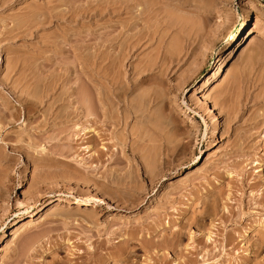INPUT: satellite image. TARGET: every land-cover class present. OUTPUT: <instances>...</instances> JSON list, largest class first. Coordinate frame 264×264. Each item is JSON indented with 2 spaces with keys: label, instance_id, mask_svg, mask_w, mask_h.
<instances>
[{
  "label": "rangeland",
  "instance_id": "rangeland-1",
  "mask_svg": "<svg viewBox=\"0 0 264 264\" xmlns=\"http://www.w3.org/2000/svg\"><path fill=\"white\" fill-rule=\"evenodd\" d=\"M159 1L170 5L163 6L170 17L160 10L164 20L157 14L150 23L178 27L172 22L166 32L169 24L158 22L152 29L159 23L162 29L153 31V42L121 71L131 80L133 68L165 44L187 50L184 62L171 66L166 107L142 103L153 121L161 115L167 122L157 118L160 135L147 133L161 139L154 155L155 142L147 146L142 135L147 122L118 118L123 103L112 105L111 116L118 117L111 123L93 117L99 111L94 86L101 81L96 60L88 63L82 54L89 49L94 55L100 34L111 31V0H0V186L10 188L0 187V264H85L94 251L95 258L107 257L126 247L133 253L128 260L123 255L109 264H264V0ZM247 17L251 37L240 48ZM161 33H167L164 43ZM151 87L137 88L129 99L139 107L135 97ZM82 95L93 102L90 118ZM157 155L171 165L160 166L159 159L162 168L156 167ZM133 188L141 201H134ZM60 196L96 197L103 204L57 210L53 203L34 226L13 236L15 223L33 214L32 205L41 209ZM157 226L163 230L155 234ZM156 249L158 259L149 254Z\"/></svg>",
  "mask_w": 264,
  "mask_h": 264
},
{
  "label": "bare ground",
  "instance_id": "bare-ground-1",
  "mask_svg": "<svg viewBox=\"0 0 264 264\" xmlns=\"http://www.w3.org/2000/svg\"><path fill=\"white\" fill-rule=\"evenodd\" d=\"M157 1V0H156ZM155 0H111V2H110V10H109V12H107V10H108V8L106 7V12H107V14H106V16H108V17H110V19L111 20H115L114 21V23H111L112 24V26H111V24H108V22L106 23V25L111 29V31H109V33L105 36V34H100V36H99V42L97 43V45H96V47H95V49H94V52H92V53H94V55L93 54H91V55H93V57L91 56V58H93V59H89L90 57L88 56V55H85L86 53H88V51H89V49H88V45L86 44V45H84V49H85V47H86V49H88V51H86V53H84V54H82L83 53V50L81 49V51H82V53H81V51H80V54H82V55H84V57L82 56V59L84 60V61H87L88 63H89V61L91 60V61H93V62H95V60H96V65H97V67H98V70H97V72H96V76L98 77V79H99V81H101V83L99 84L98 83V87H96V86H94L95 87V95H96V99H95V96H92L93 97V99H92V101H95L96 100V104H95V102H94V105H93V108L95 107V105H96V107L95 108H98L99 107V111H98V113L96 114V116H95V114L93 115L92 113H88V112H91L92 111V103L93 102H91V104H90V102H88L89 101V99H88V101L85 99H83V97H84V95H82V96H80V98H82L81 99V101L83 102V100H84V102L85 103H88V104H90V106L87 104V105H85V104H83V105H85L86 107H89V110H88V108H86V115H89V117L88 118H90V116H92L93 115V117H99V116H101V117H103V120L105 119V120H109V121H106V122H109V123H111V120H110V118L113 116H111V114H112V111L114 110V109H112V111H111V107H112V105H113V107L115 108V107H117L116 105H119L118 103H123L124 104V108H123V110H122V112H121V114H119V116H121V117H118V115L117 114H114V113H117L118 111H117V109H115L116 111L115 112H113V114H114V116L115 115H117V117L119 118V119H123L125 122L129 119V118H132V119H139L140 120V122H142V121H145V123H146V125L148 126V127H146V128H144V132L142 133V135L144 136V138H148L149 139V141L147 142V146H148V143H152V141H153V143L155 142L153 139V137L151 138V135H150V137H148V135H147V133H150V132H148V131H154L153 133H156V135H157V133H158V131L156 130V129H159V127L157 128V126L156 125H158L156 122H158L159 120L161 121V120H163V118H160L161 117V115H159L158 117H156L155 119V121H153L154 119H152V117H151V115H149V111H148V108L147 107H144V108H142V103L144 104L145 103V106H147V105H149V106H154V105H158V106H165L166 107V101L165 100H167V99H165L166 97V93H167V89H166V87L167 88H169V91H171V86H170V84H169V77H170V71H171V66H180V64L182 63V62H184V58H186L187 56H186V54H187V50L184 52L183 51V49L185 50V48H183V45L182 44H178V42H177V40L175 41V42H177L176 44L178 45V47L180 46L181 48H183V49H179L178 47H177V45L175 44L174 45V43H171V44H169V45H166L165 44V49H164V51H162L161 53H160V51L157 49V52H155L153 55H154V57L155 58H145L147 61H145V64L144 65H142V66H140V67H138L139 66V64H138V66H135L134 68H133V73L131 74V76H132V79L130 80V79H123L121 76H123V75H126V74H122L121 75V71L122 70H124L125 68V64H126V62H128L130 59H132V57L136 54V56H137V54H138V52L143 48V47H145V46H148L151 42H153V40L155 39V34H156V32H155V34H154V32L153 31H157V30H159V27H161V29H162V26H160L161 25V23H166V21H164V22H161V21H158V22H161V23H159V25H158V28H156V30H155V28L154 29H152V27H155L157 24H158V22H157V24H156V21H155V25H153L152 23H154L153 22V20H152V22L150 23V19H152V17H154V19L155 20H157V18L158 19H160V18H164V16L167 14V12H166V10H165V8H167V7H170V5L168 6V4H167V1H166V5H163V0H161L162 1V5L163 6H165V8L163 7V6H161V5H159V0L156 2ZM169 3H171V6H174L173 4H172V2H170V0H169ZM164 4H165V2H164ZM178 4H176V6H177ZM161 6V8L163 7L164 9H161V8H159ZM175 6V7H176ZM54 10V9H53ZM52 10V11H53ZM103 10H105V9H103ZM160 10H165L164 11V13H163V15L159 12ZM52 11H50V12H48V13H52ZM55 11V10H54ZM53 11V12H54ZM104 12V11H103ZM103 12H102V15H103ZM149 13V14H148ZM52 14H55V12L54 13H52ZM89 14V13H88ZM159 14H161L162 15V17H157ZM44 15V14H43ZM46 15V14H45ZM89 15H91V14H89ZM97 15V14H96ZM101 14L99 15V16H102ZM47 16H49L48 18H50V15L49 14H47L46 15V17ZM168 14H167V16H165V17H167L168 18ZM52 17V16H51ZM129 17V18H128ZM148 19H147V18ZM170 17V16H169ZM94 18V17H93ZM161 19V20H162ZM171 18H169L168 20H167V22H169V20H170ZM164 20V19H163ZM113 21H110L109 20V22H113ZM170 21H172V20H170ZM249 21H250V18L249 17H247V18H245L242 22H241V27H240V30H241V32H243V34L244 35H246V39H245V37L243 38V40L241 41V43H239V47L240 48H244V46H245V44L249 41V39H250V35H249V30H248V23H249ZM173 22V21H172ZM171 22V23H172ZM176 22V21H175ZM170 22L169 23H166L167 25L169 24V26L168 27H165V25H164V29H165V31L167 32V30L166 29H171L170 31H173L172 29V27H175V25L174 24H177L176 26L178 27V23L176 22V23H174V24H171ZM172 26H171V25ZM105 25V24H104ZM106 25H105V27H106ZM153 25V26H152ZM101 26L99 25V28H100ZM98 28V29H99ZM108 28V29H109ZM100 29H102V27L100 28ZM104 29V28H103ZM152 29V32L151 31H149V30H151ZM177 28H175L174 30H176ZM106 30H107V28H106ZM164 31V30H163ZM162 32V31H161ZM169 32V31H168ZM160 33V32H159ZM162 34V33H161ZM167 33H163L162 35H159V42H162V43H164L163 41H164V39L167 37H165V35H166ZM169 34V33H168ZM161 36V37H160ZM189 39V38H188ZM172 40V39H171ZM170 40V41H171ZM173 40H175V39H173ZM187 40V39H186ZM233 41L235 40V37L232 39ZM246 40V41H245ZM189 41H190V39H189ZM245 41V44L244 45H242V43ZM166 42V41H165ZM235 42H237L238 43V41H235ZM162 43H159V44H161L162 45ZM160 45V48H164V45H162L161 46ZM88 46V47H87ZM90 48V47H89ZM188 48H189V46H188ZM85 49V50H86ZM187 49V48H186ZM159 51V52H158ZM85 52V51H84ZM191 52H193V51H191ZM233 50H231L229 53H228V56L227 57H229V56H231L232 54H233ZM141 53V52H140ZM139 53V54H140ZM157 53H159L158 54V56H157ZM89 54V53H88ZM89 54V55H90ZM192 54V53H191ZM190 53H189V55H191ZM157 57H156V56ZM80 56V55H79ZM81 56L79 57L80 59H81ZM89 57V58H88ZM189 58V57H188ZM88 59V60H87ZM144 59V60H145ZM144 60H142L143 62H144ZM82 61V60H81ZM84 61H82V63H85ZM131 61V60H130ZM142 61H140V62H142ZM220 61H222L220 64H219V66H218V69H217V71H221V68H222V64H223V62L225 61V59L223 60V59H220ZM139 62V63H140ZM88 63L86 64V65H83V66H87L88 65ZM124 68V69H123ZM158 70V71H157ZM106 71V72H105ZM157 71V72H156ZM123 77H125V76H123ZM145 84H150V86H152L151 88H152V90H149L150 88H148V91H146L147 89H145L144 91L145 92H147V93H145L144 91H142V92H140L142 95H140L139 97H140V99H139V97L138 96H136L135 97V99H137L138 100V104H139V101H141L140 102V106H141V108L142 109H145V108H147L146 109V111H148V112H146V111H142L141 110V108H140V106L139 107H137V105L135 104H133V102L135 103V100H132V98L131 99H129V97H133V96H130V95H133L134 93H135V91L137 90L138 91V89L140 88V87H142L143 85H145ZM95 85V84H94ZM97 85V84H96ZM103 86H104V88H103ZM107 87V88H106ZM106 88V91L104 90ZM138 88V89H137ZM97 89V90H96ZM109 91H108V90ZM201 93L202 92H204L205 90H206V85L205 84H203L202 86H201ZM85 92L86 91V88H84V89H82L81 90V92ZM88 91V90H87ZM90 91V90H89ZM168 91V92H169ZM83 92V93H84ZM87 93V92H86ZM86 93H84L85 94V96H87V95H89V94H87L86 95ZM138 93V92H137ZM168 94V93H167ZM171 94V93H170ZM81 95V94H80ZM94 95V94H93ZM91 96V95H90ZM89 96V97H90ZM168 97V96H167ZM127 98H128V100H127ZM90 101H91V98H90ZM116 101H118V103L116 102ZM133 101V102H132ZM148 103H147V102ZM168 101V100H167ZM113 102H115V103H117V104H113ZM147 104V105H146ZM115 105V106H114ZM148 106V107H149ZM155 106V107H156ZM112 107V108H113ZM140 108V109H139ZM152 107H150V110H152L151 109ZM57 109V108H56ZM67 109H69V107L67 108ZM67 109H65V111L67 110ZM88 110V111H87ZM121 110V109H120ZM67 112H68V110H67ZM66 112V114H69V113H67ZM93 112H94V109H93ZM95 112H96V110H95ZM151 113H152V111H151ZM86 115H85V117H86ZM113 116V117H114ZM157 118H160L159 120H157ZM145 119V120H144ZM104 120V121H105ZM112 120H113V118H112ZM147 120V121H146ZM150 121L152 122V123H150ZM165 120H163V122H164ZM155 123H156V125H155ZM159 124L160 123H162V122H158ZM164 123H166L167 124V122L165 121ZM150 124H151V126H150ZM84 129H88V128H84ZM91 129H89V131H90ZM87 131V130H86ZM155 135V134H154ZM155 135V136H156ZM158 135H160L159 133H158ZM153 136V135H152ZM159 137V136H158ZM157 137V138H158ZM156 138V137H155ZM152 140V141H151ZM156 140V139H155ZM159 140H161L160 138H159ZM158 140V142L160 143V141ZM157 141V140H156ZM158 142H155V144L154 145H151V143L149 144V146L151 147V149H153V151L151 152V149L150 150H148V152H151L152 154L154 153V149L157 151H159V149L160 148H162L161 147V145H160V147L158 146ZM163 144V143H162ZM163 147L165 146V144H163L162 145ZM176 145H173L172 147H175ZM145 147V146H144ZM166 147H168V146H166ZM170 148V147H168L169 149H170V151H172V150H174V148ZM177 147V148H176ZM175 148H176V150L178 149V146H176ZM149 149V147H145V149ZM87 149V148H86ZM131 149V148H130ZM165 149H167V148H165ZM89 150H90V146H89ZM160 150H162V149H160ZM175 150V151H176ZM131 151L132 152H134V150H133V148L131 149ZM130 151V152H131ZM155 151V152H156ZM169 151V150H168ZM168 151L166 150V153L168 154ZM169 151V153L170 154H172L171 152ZM175 151H173V153L175 152ZM132 152H131V154H132ZM134 153H136V151L134 152ZM163 153V152H162ZM100 154H102V153H100ZM159 154H161V152L159 153ZM165 155V152H164V156L165 157H168L169 159H170V157L171 156H169V155ZM134 155V154H133ZM136 155H138V154H136ZM154 155H155V153H154ZM153 155V156H154ZM162 155V154H161ZM160 155V156H161ZM163 155L161 156V157H163ZM174 155V154H173ZM135 156V155H134ZM159 155H157L156 157H157V160H156V167H159L160 169L162 168V167H160L161 165H164L163 167H166V166H168V164L169 165H171V163H169L168 162V159H167V161H166V159H161V158H159L161 161H158L159 159H158V157H160ZM164 157V158H165ZM172 159V158H171ZM2 160H3V158H2ZM1 161V160H0ZM157 161H158V163H157ZM171 161V160H170ZM159 162H161L160 163V166H158L157 164H159ZM144 166H145V164H144ZM146 167V170L148 169V171H149V169L150 168H147V166H145ZM158 168V169H159ZM156 169V168H155ZM157 169V170H158ZM156 170V172H157V176L160 174V172L158 173V171ZM147 171V172H148ZM151 172V171H150ZM149 173V172H148ZM162 173V172H161ZM156 177V176H155ZM3 182V181H2ZM0 183H1V181H0ZM3 184H4V182H3ZM5 185V184H4ZM10 186V185H9ZM1 187V186H0ZM6 188L8 187V186H5ZM3 185H2V187L1 188H5ZM133 186H131V188H132ZM9 188V187H8ZM130 187L128 186V189H129ZM134 189V188H133ZM132 189V193H134V196H132L131 194V196L133 197V199H136V200H134V201H137V200H140V199H138L137 198V196L135 195V190H137L136 188L133 190ZM9 190H10V188H9ZM130 190V189H129ZM2 190L0 189V192H1ZM8 191V190H7ZM126 192V191H125ZM140 192V191H139ZM5 193H6V190H5ZM127 193V192H126ZM137 193V192H136ZM138 194V193H137ZM128 195H129V192H128ZM129 195V196H130ZM131 197V198H132ZM135 197V198H134ZM5 198L3 197V200H4ZM132 199V200H133ZM2 200V201H3ZM141 201V200H140ZM131 202H133V201H131ZM53 203H55V204H53ZM100 203H102L103 204V202L101 201V200H99L98 198H80V197H75V196H60L55 202H48V203H46L44 206H43V208H37V204L35 203L34 205H32V212L31 213H33L27 220H25L24 222H21V224H19V223H15V230L13 231V236H19L21 233H23V232H25V231H27L28 229H30L32 226H34L35 225V223H36V218L41 214V213H45L46 211L48 212V211H50L49 210V208H50V206L53 204V205H55V207L57 208V210L58 209H61L63 206H64V204H73V205H76L77 206V208L79 207V208H87V209H89V208H91V209H93V208H97L99 205L98 204H100ZM140 204L139 203V201L138 202H134V204ZM134 204H132L133 206H134ZM18 205L19 206H23V204L22 203H18ZM105 205V204H104ZM108 206H110V205H108ZM136 206V205H135ZM55 208V209H56ZM107 208V207H106ZM108 209V208H107ZM108 210H110V207H109V209ZM46 212V213H47ZM2 215H4V214H2ZM1 218H3L2 216H1ZM2 222V221H1ZM167 223H169V222H167ZM170 224V223H169ZM169 224H167L165 227H163V228H168L169 227ZM156 226V225H155ZM161 227L163 226V225H160ZM160 226H157V227H155V229H153V231H154V233L156 234L157 233V230L159 231V230H161V227ZM163 230V229H162ZM161 230V231H162ZM166 230V229H165ZM177 230V229H176ZM173 231H175V230H173ZM164 232V231H163ZM132 234H134V233H131V235ZM136 234V233H135ZM135 234L134 235H132L133 237H135ZM153 234V233H152ZM177 234V233H176ZM178 235V234H177ZM125 236V235H124ZM128 236H129V234H128ZM132 236L130 237L131 239H130V241L131 240H134V238L132 239ZM151 236V235H150ZM138 237V236H137ZM126 238V237H125ZM122 239H123V237H122ZM138 239V238H137ZM207 239V241H211V234H209V236L206 238ZM124 240H126V239H123V241ZM127 240L129 241V239H128V237H127ZM110 241V240H109ZM119 241V240H118ZM118 241H117V244H118ZM30 242V241H29ZM31 242H32V240H31ZM31 242L29 243V244H31ZM120 242H122V241H120ZM37 243H39V242H37ZM36 243V244H37ZM105 243V242H104ZM109 243V242H108ZM116 243V242H115ZM129 243V245H130V243H132V242H128ZM134 243V242H133ZM156 243H158V242H156ZM33 244V243H32ZM31 244V246L32 247H34L33 245ZM36 244H35V248H33L32 250H34V249H36ZM105 244H107V242L105 243ZM110 244V243H109ZM126 245H128L127 243H126ZM30 246V245H29ZM105 245H103V247H104ZM107 246V245H106ZM105 246V247H106ZM109 246H111V244L109 245ZM154 246V248H156L155 246H157V245H153ZM153 246H151V248L153 247ZM32 247H30V248H32ZM108 247V246H107ZM123 246H121L120 248H122ZM124 247H126V246H124ZM123 247V248H124ZM110 248V247H109ZM128 247H126V249H127ZM26 249H27V247H26ZM108 249V248H107ZM106 248H105V250H107ZM119 249V248H118ZM126 249H124V251H123V249L121 250L123 253H119L120 255H117V253L115 254V251H117V249L115 250V251H113L114 252V254H112V253H110V251L108 252V253H110V254H107V257H94L95 255H97L96 254V252L94 251V253H95V255H94V253H92L91 254V252L90 253H88V254H91V255H89L90 256V258L88 259V262H87V260H86V262H85V264H109V260L110 259H114V257H116L115 259H117V257H118V259L121 257H123V255H125V257H124V259H126V260H128V257L130 256V254H133V253H131V250H129L130 252H128V251H125ZM93 250V249H92ZM91 250V247H90V251H92ZM30 251H31V249H30ZM29 251V248H28V252H30ZM148 252H149V250H147ZM147 252V253H148ZM26 253H27V250H26ZM105 253H107V251H105ZM104 253V254H105ZM146 253V252H145ZM47 254V253H46ZM150 255H152V254H154L153 256H157V259H158V254H159V250L158 249H156V250H154L153 251V253L152 252H150L149 253ZM75 255V254H74ZM71 256H73V255H71ZM88 256V257H89ZM99 256V255H98ZM101 256V255H100ZM106 256V255H105ZM74 257V256H73ZM72 257V258H73ZM151 257V256H150ZM131 258V257H130ZM152 258V257H151ZM150 258V259H151ZM154 258V257H153ZM70 260H71V257L69 258ZM68 259V260H69ZM117 259V260H118ZM70 260L68 261V262H70ZM74 260V259H73ZM125 260V261H126ZM154 260H156L155 258H154ZM72 261V260H71ZM149 261V260H148ZM150 261H152V260H150ZM115 262H117V261H115ZM121 263H123V262H121ZM120 263V264H121ZM148 263V262H147ZM149 263H151V262H149ZM152 263H154V262H152ZM55 264V263H54Z\"/></svg>",
  "mask_w": 264,
  "mask_h": 264
}]
</instances>
